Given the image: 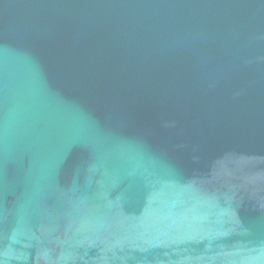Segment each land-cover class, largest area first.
Wrapping results in <instances>:
<instances>
[{
  "label": "water",
  "instance_id": "1",
  "mask_svg": "<svg viewBox=\"0 0 264 264\" xmlns=\"http://www.w3.org/2000/svg\"><path fill=\"white\" fill-rule=\"evenodd\" d=\"M0 264H264V0H0Z\"/></svg>",
  "mask_w": 264,
  "mask_h": 264
}]
</instances>
